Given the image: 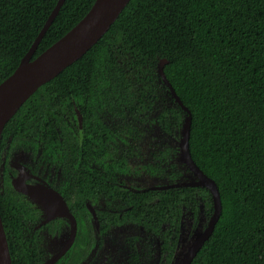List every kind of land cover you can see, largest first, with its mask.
<instances>
[{"label":"trees","instance_id":"obj_1","mask_svg":"<svg viewBox=\"0 0 264 264\" xmlns=\"http://www.w3.org/2000/svg\"><path fill=\"white\" fill-rule=\"evenodd\" d=\"M95 1L65 0L33 58L73 28ZM57 2L0 0V83L29 52ZM122 57L128 58L126 64ZM162 58L168 81L191 112V155L215 180L222 200L213 234L191 264H264V0H130L97 43L40 86L7 122L0 156L15 142L26 144L40 134L46 138L49 119L54 146L67 153L69 137L76 133L73 154L84 151L87 159L92 151L104 157L116 133L106 117H139L159 95L165 100L156 122L176 134L187 111L158 72ZM75 154L67 153L69 164L78 163ZM125 155L114 161L119 170ZM87 165L77 183L90 196L108 184ZM128 192L145 220L176 224L174 244L186 198L196 211L201 196L207 217L214 212L206 187ZM12 193L9 185L0 190L13 264H39L38 250L29 246L21 226L28 208Z\"/></svg>","mask_w":264,"mask_h":264},{"label":"flooded vegetation","instance_id":"obj_2","mask_svg":"<svg viewBox=\"0 0 264 264\" xmlns=\"http://www.w3.org/2000/svg\"><path fill=\"white\" fill-rule=\"evenodd\" d=\"M75 109L79 119L80 111L78 108ZM52 126L48 119L46 138L40 134L26 144L15 142L12 148L8 149L7 146L0 156V190L3 192L9 185L13 189L12 194L28 208L27 213L22 214L24 220L21 226L29 246H35L38 250L39 264H173L184 212L187 210L196 216L199 211V200L204 199L197 195L196 211L190 198L184 200L180 231L174 244L176 224L173 227V221L169 219L160 223L145 220L140 213L142 207L126 194L128 191H164L180 188L167 186L182 181L151 185L144 189L131 188L119 181H113L117 173L125 170V164L123 170L117 169V163L114 161L119 156H111L109 148L107 150L111 160L102 167L99 161L102 162L108 155L97 156L92 151L87 159L84 151L80 154L75 151V156L78 154V163L69 164L67 153L74 155L70 147L72 136H76V133L70 135L66 153L53 145ZM132 137L135 138V134H132ZM17 145H21L19 148L22 152L30 154L29 162L12 160ZM179 163L191 172L185 163L180 160ZM85 164L88 166V172L97 170L102 173L108 184L107 188L104 190L99 188L90 196L84 194L85 190L81 189L77 182L87 171ZM109 164L112 167L107 170ZM155 197L153 201H157L158 198ZM47 201L48 208L45 207ZM65 205L68 206L73 218L69 214L64 215ZM204 212L206 214V210ZM49 216L54 217L45 221ZM130 226H135L137 230L124 238L123 243L118 242L116 238L129 231ZM168 233H171L170 237ZM149 236L160 237L161 240L156 242L152 240V244L146 250L140 240H146Z\"/></svg>","mask_w":264,"mask_h":264},{"label":"water","instance_id":"obj_3","mask_svg":"<svg viewBox=\"0 0 264 264\" xmlns=\"http://www.w3.org/2000/svg\"><path fill=\"white\" fill-rule=\"evenodd\" d=\"M65 0H58L57 5L50 14L39 36L35 40L29 52L22 58L16 70L0 83V141L7 122L16 114L27 99L34 94L40 86L57 76L63 69L82 57L98 40L107 32L118 18L122 10L130 0H96L87 14L66 34L46 50L33 58V55L49 28L50 24L58 14ZM167 59L162 58L158 63V72L161 74L165 84L171 90L175 100L187 111L183 126L182 137L179 142V160L185 163L194 179L168 185L167 187L199 186L210 190L214 200V212L206 228L197 232L188 246L187 250L180 256L175 264H191L198 252L213 234L216 223L222 212V200L220 191L215 180L210 178L194 161L190 151V133L192 116L168 81L163 67ZM79 120L81 117L79 116ZM55 192V191H54ZM57 193V192H55ZM65 203L64 200H62ZM49 202L45 207L48 208ZM72 214L65 205L64 215ZM61 215H63L61 213ZM49 216L45 221L53 218ZM0 264H13L9 248L8 237L5 231L0 212Z\"/></svg>","mask_w":264,"mask_h":264},{"label":"rangeland","instance_id":"obj_4","mask_svg":"<svg viewBox=\"0 0 264 264\" xmlns=\"http://www.w3.org/2000/svg\"><path fill=\"white\" fill-rule=\"evenodd\" d=\"M121 63L128 61V58H120ZM132 81L134 78L132 75ZM135 83H133L134 85ZM137 85L135 84V89ZM141 88V86H138ZM164 97L159 95L158 100L154 102L149 109H141L139 117H130L128 119H117L107 116L106 120L116 133L113 134V140L106 144L109 148L111 156H119L120 153L126 154L125 170L117 173L113 177V181H119L129 185L131 188L144 189L151 185H163L171 182L193 180L194 176L186 167L179 163L180 148L178 143L182 137L181 129L176 134L166 133L156 122V116L161 111L160 106L164 101ZM137 127V132L133 127ZM132 129V130H130ZM135 134V138L132 137ZM39 146H41L39 144ZM21 145L16 146V150L12 156V160L19 159L22 162H29L30 154L20 150ZM133 152L129 155V152ZM111 160L108 155L99 161V164H107ZM148 167H150L148 169ZM204 201L199 200V211L193 216L189 211L184 212L182 219V229L180 233L179 243L173 258L175 264L180 256L187 250L192 242L195 234L204 230L208 223V218L204 212ZM137 228L130 226L121 236L116 238L118 242L123 243L124 238L130 236ZM152 240L156 242L161 240L160 237H148L146 240H140L144 243L146 250L152 244ZM121 263V262H118Z\"/></svg>","mask_w":264,"mask_h":264}]
</instances>
